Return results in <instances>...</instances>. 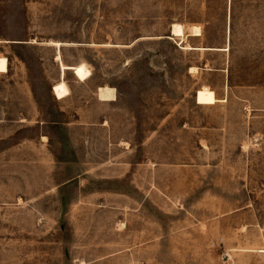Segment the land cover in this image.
Instances as JSON below:
<instances>
[{
	"label": "rangeland",
	"instance_id": "374dc122",
	"mask_svg": "<svg viewBox=\"0 0 264 264\" xmlns=\"http://www.w3.org/2000/svg\"><path fill=\"white\" fill-rule=\"evenodd\" d=\"M0 264H264V0H0Z\"/></svg>",
	"mask_w": 264,
	"mask_h": 264
},
{
	"label": "bare ground",
	"instance_id": "6f19581e",
	"mask_svg": "<svg viewBox=\"0 0 264 264\" xmlns=\"http://www.w3.org/2000/svg\"><path fill=\"white\" fill-rule=\"evenodd\" d=\"M171 34L175 36L183 35V28L182 25L179 23H173L171 28Z\"/></svg>",
	"mask_w": 264,
	"mask_h": 264
}]
</instances>
